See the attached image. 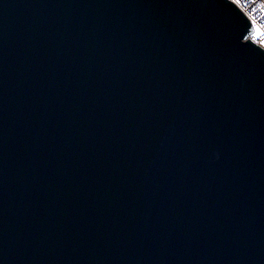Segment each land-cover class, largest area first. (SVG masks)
I'll return each mask as SVG.
<instances>
[{
	"label": "water",
	"instance_id": "water-1",
	"mask_svg": "<svg viewBox=\"0 0 264 264\" xmlns=\"http://www.w3.org/2000/svg\"><path fill=\"white\" fill-rule=\"evenodd\" d=\"M250 37L228 0H0V264H264Z\"/></svg>",
	"mask_w": 264,
	"mask_h": 264
},
{
	"label": "snow or ice",
	"instance_id": "snow-or-ice-1",
	"mask_svg": "<svg viewBox=\"0 0 264 264\" xmlns=\"http://www.w3.org/2000/svg\"><path fill=\"white\" fill-rule=\"evenodd\" d=\"M228 2L235 6V8L240 9L241 11L246 12V5L242 3V0H228ZM252 3H255L256 0H251ZM258 9L261 12V17L264 18V0H260V3L257 5ZM249 21L251 22V42L259 41V46L264 49V24L258 25L256 19L249 15ZM245 41H249V37H244Z\"/></svg>",
	"mask_w": 264,
	"mask_h": 264
},
{
	"label": "built area",
	"instance_id": "built-area-1",
	"mask_svg": "<svg viewBox=\"0 0 264 264\" xmlns=\"http://www.w3.org/2000/svg\"><path fill=\"white\" fill-rule=\"evenodd\" d=\"M242 3L246 5V12L242 11L247 17L251 15L256 19L258 25L264 24V18L261 17V12L258 9L257 5L260 3V0H256L255 3H252L251 0H242ZM251 39V38H250ZM259 45V41L254 42Z\"/></svg>",
	"mask_w": 264,
	"mask_h": 264
}]
</instances>
